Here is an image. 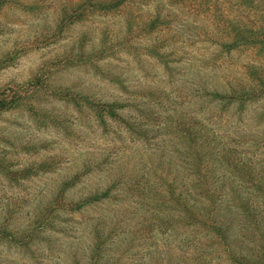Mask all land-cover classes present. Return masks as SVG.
Masks as SVG:
<instances>
[{"label":"rangeland","instance_id":"1","mask_svg":"<svg viewBox=\"0 0 264 264\" xmlns=\"http://www.w3.org/2000/svg\"><path fill=\"white\" fill-rule=\"evenodd\" d=\"M85 1L0 0V264H166L165 251L177 264L184 231L179 213L164 224L176 210L163 205L164 183L175 180L188 196L198 188L199 161L177 136L190 120L209 140L203 188L224 216L232 205L233 232L256 228L262 244L264 104L240 117L207 95L248 85L256 73L242 69V51L217 60L220 33L209 43L202 35L230 30L226 22L264 27V0H218L225 23L214 30L201 0H134L72 17ZM206 1L216 14L217 0ZM89 103L113 105L115 116L103 122ZM105 193L78 212L60 204ZM243 202L258 213L255 225ZM251 237H231L237 256L252 253Z\"/></svg>","mask_w":264,"mask_h":264},{"label":"trees","instance_id":"2","mask_svg":"<svg viewBox=\"0 0 264 264\" xmlns=\"http://www.w3.org/2000/svg\"><path fill=\"white\" fill-rule=\"evenodd\" d=\"M128 1L134 2V0H111L109 2L103 0H86L85 4H81L73 10L72 17L77 19L84 16L86 12H93L96 9H99L104 13L112 12L123 7ZM202 1L205 0H201L200 4L207 5L204 7V10L200 12V15L203 17L207 16L208 18L211 17L208 26L214 30L215 24L218 25L225 23L223 20L225 19L223 13L224 10L219 6L218 0L215 3L217 13L214 15H211L212 13H210V2ZM251 2L254 3L253 0ZM226 23L228 24L227 26L231 27L230 30H221L213 35L209 32L208 35L204 34L202 36L205 37L204 39L208 37L207 43H209V41H211V39H209L210 37L213 39L216 34L220 33L216 36V38H218L216 43L220 48L215 54L217 60L225 55H229L234 50L242 51L241 53H244L245 57H247L243 63L240 64L242 69L244 71L254 70L256 75L253 77L248 76V85L244 84L238 88L231 87L229 91L222 92H219V90L216 89L209 91L207 95L210 96L212 101L221 104L222 108L226 111L234 108V111L236 110L235 113H238L241 117V114L244 113L249 106L251 108L260 103L264 104V68H261V61H263L264 56V27L240 28L239 24V26L237 25V27H235V24L233 25V23ZM223 32L224 34L221 35ZM219 37H222L223 39L220 41ZM87 102L89 101L87 100ZM0 104L5 106L4 102H0ZM89 104H92L94 108L93 111L96 113L97 118L103 122H105V116L107 114L115 116L113 105ZM261 110L260 116L264 118V106ZM210 117L212 118V115ZM225 122H227V127H232V130L240 128V125L235 124L231 119H227ZM178 129L180 132L177 136L190 143L191 151L189 154L194 155L195 159L199 161L197 170L201 177L194 178V185L192 187L198 188L194 193L190 191L189 196L185 195L184 192L177 191V182L175 180L173 182L165 181L164 183L166 189L164 191L165 195H163L165 198V203L163 205H176L175 211L172 212L168 209L170 214L169 220L171 221H168V223L166 221L164 224H168V227L172 226L171 222L174 220L173 214L179 213L178 226L180 227L181 225L180 231H184L183 237L179 239L181 245L178 248V251H176L178 260L177 264H211L212 261L216 263V260L224 258L228 264H264V234L263 239L261 240L262 244L260 243V245H258V237L261 236H259V232L256 228L240 225L233 232L234 226L232 224L234 219L232 218L234 217V213L232 211V205L227 206V209H229L231 214L224 216L219 210L222 207V203L217 200L215 193L212 194L210 189H206V186L209 185L210 178L209 176H204L203 178L202 171L207 158L205 145L208 144L209 140L205 137L203 129L201 128V131L200 129L198 130L196 123H193L192 120L187 123H183V121L181 124L178 123ZM228 138L229 137L225 135L223 140H225L226 144L230 145L231 139ZM233 153L237 154V152L231 149L229 150V154L226 155L228 163H231V161H233L232 159L236 158ZM195 183L198 185H195ZM74 184V181H67L64 188L72 187ZM203 186L206 188H203ZM261 189L264 190V187L261 186ZM107 195V193L103 195H92L85 199L69 201L68 203L61 200L60 204H63L62 206H65L68 211L78 212L87 205L100 201ZM192 199L194 200L193 203L191 202ZM202 199L207 202L201 203ZM241 208L244 211L243 214L245 213L246 217L249 218L248 221L252 223V225L259 222L258 213L252 209L248 202H243V207L241 206ZM228 224L230 225L227 226ZM199 230L206 231L204 234L211 235V237L209 239H204L199 235ZM248 231H252V237L249 239V243L251 244V247H253L250 248L249 251L252 253L248 256H243L242 254L237 256L234 253L235 248L230 247L229 240L232 236H235V234ZM234 242L239 243V240L233 237L230 244H233ZM165 252V263L172 264V253H170V251ZM159 264H163V262L160 261Z\"/></svg>","mask_w":264,"mask_h":264}]
</instances>
